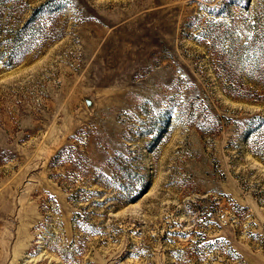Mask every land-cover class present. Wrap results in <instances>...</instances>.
Here are the masks:
<instances>
[{"label":"rangeland","instance_id":"rangeland-1","mask_svg":"<svg viewBox=\"0 0 264 264\" xmlns=\"http://www.w3.org/2000/svg\"><path fill=\"white\" fill-rule=\"evenodd\" d=\"M0 264H264V0H0Z\"/></svg>","mask_w":264,"mask_h":264}]
</instances>
